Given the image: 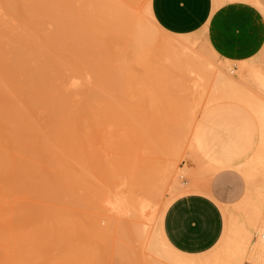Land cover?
Instances as JSON below:
<instances>
[{
	"label": "bare ground",
	"instance_id": "6f19581e",
	"mask_svg": "<svg viewBox=\"0 0 264 264\" xmlns=\"http://www.w3.org/2000/svg\"><path fill=\"white\" fill-rule=\"evenodd\" d=\"M125 1L112 0V2H108L109 5L112 3V16H114V19L118 20L120 24V21L124 20L130 24L128 28L130 26V29L132 28V39H128L130 44L125 43L127 50L128 47L133 48L130 51L131 55L119 54V56L114 52V48L120 46L123 40H118L119 37H117L118 39L113 38V31V37H111L106 28L108 22L104 21V0L102 1L103 3L100 0H0V264H70L76 257H85L86 259L87 255L90 256L92 254L97 257L102 253L98 249L95 250L98 255H95L93 251L97 247L92 251L89 245L85 247V244L83 245L81 241L77 242L78 244H75L76 241L71 242L74 233H77V237L80 236L81 239L84 237L81 236L83 235L82 231H80V235L78 234L82 223L86 219L83 218L84 220L79 224L78 221H75L77 218L74 219L72 217L75 216L74 210L77 206L75 203L81 200L80 197H82V200L86 199L83 200V204L80 201V204H78L79 208L83 209V206L80 207L81 205L94 203L92 199L90 200L91 194L88 193L92 192L94 196L96 193L91 190L92 187L89 189L90 184H88L87 188L90 191L86 189V192H88L86 195L84 194L82 185L86 182L82 181L84 184L81 185L80 175L82 176V174L87 173L86 170L96 166L94 165L96 162L90 163L89 161L98 160L97 164L101 165L100 154L97 155L91 152L92 154L89 156L92 157L94 155L95 157H92L93 160L88 157L90 159L87 161L92 165L88 169L81 170L80 164L82 165L83 163L77 161V165H75L74 156L78 157V147L80 145L83 147L80 148V151L85 150L88 147L85 146L89 145V143L90 149H92L90 142L92 140L88 139L90 138V135H88L90 132L88 131L98 132L100 131L99 129L103 130L106 127V114L112 112V108L118 101L120 103H130V105L133 102L135 103L133 98L128 96L129 91L133 90L131 86L134 84L132 83L129 86L132 77H130L131 79L128 78L129 81L124 79L122 75L123 71L126 73L124 65H128L129 69L128 67L127 69L131 70L132 62L140 60L139 62L142 63L143 58L147 55L149 45L154 43V41H151V36L143 31V27L141 28L142 31L139 29L141 25L140 16L135 12V7H131V0L127 1L130 4L125 3ZM137 1L139 2V0ZM109 7L112 13V7ZM128 7L132 8V10L128 9ZM108 17L111 18L109 13ZM103 21L106 26H104ZM112 23L115 24L114 22ZM119 27L121 26L119 25ZM123 34L125 33L123 32ZM152 46L155 45L153 44ZM105 50L112 52L113 55L108 56V53L105 52L107 53L105 54L107 59H103L102 54ZM165 54L163 53V55ZM122 56L130 57H126V59ZM180 56L185 57L184 54ZM187 57L189 58L190 56ZM199 57V60L203 59ZM120 59L123 60L121 61ZM130 60L133 61L131 62ZM156 60L159 59L157 58ZM123 61L125 64L122 65ZM128 62H130V65ZM122 66H124V70ZM258 74L264 80L260 69ZM220 76V85L211 93L210 102L205 107L206 111L218 105L229 104L216 103L217 100L245 97V92L240 91L235 86L232 76L227 73H221ZM142 83L141 86L143 87ZM81 85L85 86L88 91L86 96L83 95L84 97L77 92L78 87L80 88ZM165 85H160L162 86L160 90H153L156 94L154 96L149 84H146L144 88L149 87V89L147 88L148 90L145 89L144 91L141 87L143 91L140 94L145 96L141 95L140 100H138L140 103L144 102L145 104H142L145 107L146 102H157L160 97L166 98V95L171 90L162 91L165 89H162ZM95 86L107 90L106 97L102 96V93L96 90ZM138 87L140 88V86ZM139 91L141 92V90ZM136 92L138 93V90ZM165 98L163 100H167ZM146 106L148 107L149 104L147 103ZM239 107L245 109L253 117L257 127V137L251 151L233 165L244 174L246 180L254 181L259 176L264 177V105H253L248 108L255 115L245 106ZM115 108L117 110L116 106ZM160 108H162L161 105L158 107L159 111ZM159 113L161 114V112ZM159 113L157 112L158 115H160ZM164 115L165 117L169 116ZM161 120H164V118ZM162 123H160V127ZM163 124L165 128L168 127L165 122ZM87 128H90V130ZM85 129H87L88 133ZM79 130H83L84 135L89 137L84 138L81 131L80 136H82L84 143L80 142V145L78 144L79 146H77V142L82 139L80 140L78 132L76 135L73 133ZM71 134L75 136L73 137ZM91 135H93V139L94 137L97 139V135L94 136V133ZM102 139L99 138V140L94 142H99ZM72 149L74 150L73 152ZM90 149L88 147L87 151L90 152ZM85 151L81 153L84 154L83 158L88 154ZM83 158L82 156L78 157L79 160L82 159L80 160L81 162H84ZM72 162H74L76 167H79L75 168L74 165L72 166ZM234 166L232 167L236 168ZM72 168L77 170L80 168L82 174L76 173L78 174V177L75 175L76 178L74 176L75 171ZM98 171L100 172V169ZM89 173L90 171L85 175H91ZM86 178L91 177L88 176ZM179 186L178 188H182ZM96 195L99 196L98 194ZM26 196L32 199L41 198L46 203L43 204L38 201L35 203L33 201L34 205L32 200L28 199L32 204L23 205L20 200ZM258 197L260 200L257 199ZM262 197L257 195L256 199L254 198L255 200H253L252 197L246 196L232 206L225 204L229 233L224 246L226 247L225 252L229 256L220 257L221 254L219 253V257L214 259L210 257L209 263L222 264V262H226V264H233L234 261L240 258V253L248 248L244 245H248L251 259L254 257L253 259L258 261H256L257 263L262 262L264 264V240L262 239L264 199ZM57 200L63 206L60 204L61 207L56 206L58 205L55 204L58 202ZM96 204L94 203L93 205ZM70 205L75 206L74 210L71 208L73 213L71 210L69 212ZM82 217L84 216L82 215ZM82 217H79L78 220ZM92 221L96 223V219ZM84 224L82 227H84ZM85 229L86 225L83 230ZM96 231L98 230L96 229ZM74 240H78V238ZM84 241L82 240V242ZM159 242L167 255L166 258L174 264H188L191 260L196 262H193L194 264H204L201 262L202 260L196 261L194 257H187V255L191 254L177 250L170 242L163 241V237L159 238ZM81 245L84 247H81ZM113 248L114 245L111 249L113 250ZM100 257H102V254ZM258 258L263 259L259 261ZM78 260V262L76 260L74 262L83 263V260ZM95 260L97 261V259ZM88 261L91 260L89 259ZM127 261L129 262V260ZM192 261L191 264H193ZM251 261L256 263L254 260ZM100 262L99 264L102 263ZM236 264L239 263L237 262Z\"/></svg>",
	"mask_w": 264,
	"mask_h": 264
},
{
	"label": "rangeland",
	"instance_id": "374dc122",
	"mask_svg": "<svg viewBox=\"0 0 264 264\" xmlns=\"http://www.w3.org/2000/svg\"><path fill=\"white\" fill-rule=\"evenodd\" d=\"M100 1L102 2L103 0ZM104 1H105L104 3L102 2L105 13L104 21L106 23L108 22L107 24L108 26H106L104 21L103 24L104 26H106L111 37H113L114 34L113 38L118 39L117 37H119L118 40L124 41V43L123 41L122 42L120 41L121 45L118 46L117 48H114V52L116 53V55L119 54L131 55L130 51L133 48L128 47L127 50V45H126L127 43L130 44L128 39L129 38L132 39L131 37L132 28L130 29L131 26L128 28L130 24H128L124 20L120 21L123 26L119 23L118 20L116 21V19H114V16H112L113 15L112 3L111 5H109L108 3V2H112V0L109 1L104 0ZM127 1L129 0H126L125 3L130 4V2ZM136 1L133 2L131 0V7H135L134 8V10H136L135 12L140 16L139 19L141 21L142 26L140 25V27L139 26L138 27L139 29L143 27L144 28L143 31L146 32L149 36H151V41H154V43L151 42L152 44L149 45V49H147L148 50L147 55L143 58L145 61L143 60L141 63L139 62L140 60L134 62H132L133 60L132 61L130 60L132 62L130 66L131 70H128L129 66L126 65L124 61L122 62V65L125 64L124 66L126 70V73L124 71L122 72L124 79H128V78L131 79L130 77H132L131 82H129L130 83L129 86H131L133 83L134 85L131 86V89L133 88V90L129 91L128 96L133 98V101H135V103L133 102L131 104L132 105L131 107L130 103L129 104L124 102L120 103L118 101L119 104L117 102V104L114 105V108H112V112H110L111 114L110 113L106 114L105 116L106 127H104L103 130L99 129L102 132L98 131V129H96L98 132H94V131L92 132V130L88 131L90 132V134H88L90 135V138H88L89 140H92L94 142L95 140H99V138L101 139L103 138L102 139L103 141L102 140H100L99 142L96 141V143L90 141L92 149H90L89 146L90 143L89 145L87 144L85 146V147L88 146L90 149L89 150L90 152H88L87 151L88 147L85 148V150L88 152V154L84 157L86 160L83 158L84 154H81L85 150L80 151V148L82 147L80 145V142L84 143L83 138H81L82 136H80L81 135L80 132L82 131V135H84L85 133L83 132V130H79L76 131V133H73L76 135L78 132L79 134L78 136H80V140L82 139L81 141H78L77 144L74 143L75 141L73 143L76 144L77 146L80 145L78 147L80 153L78 151L77 156L78 157L82 156L84 160V162H81L80 160L82 159L79 160L78 157L74 156L75 165H77L76 164L77 161L79 163H83L84 166L83 164L82 165L80 164L81 170H83V169H88L89 166L92 165V164L90 165L91 162L92 163L96 162V164H94L96 166L93 167L94 169L89 168L88 170H86L87 173L90 171L89 174H91L87 176L85 175L87 173L82 174L80 172V168H78L79 170L75 169L79 166L76 167L74 165V162H72V166L74 165L75 167L72 168L75 171L74 176L76 175L78 177V174H82V176L83 175L85 176L82 177L80 175V178L82 179V180L80 179L81 185L84 184L85 182L87 183L82 185L84 194L86 195L88 192V191L86 192V189L89 190L92 187L91 190H94L96 192L95 196L94 193L92 195V192L88 194H91L90 200L92 199L93 202L97 204L96 205H93L94 203L93 204L90 203L89 205L84 204L80 206V207L83 206V209L79 208L78 205L80 204L79 201L82 202L81 204H83L84 202L83 200H86V199L82 200V197H80L81 200H79L78 203L74 202L78 207L72 206L75 204L71 203L72 205H70L69 212L71 208L73 210L74 207L76 208L74 210L75 216H72L74 219L77 218L75 219V221H78V223L81 224L82 221L86 218L82 223L78 234L80 235V231H82L83 235L81 236L84 237H82L81 239L80 236L77 237V233H74L72 235L73 239L71 238L72 239L71 242L76 241L75 244H78L81 241L83 245L85 244L84 245L85 247L89 245L92 251L94 248L97 247V249H94L93 251L95 255L97 254L95 253V250L99 249L98 251L102 252L101 253L102 257H100L101 254H99V256L97 257L93 256L92 254L90 256L87 255L86 259L85 257L84 258L76 257V259L73 258L74 256L72 257L76 261L78 259H80V261L83 260L82 264H87L88 262L89 264H95V263L99 264L100 261L102 262V263L100 262L101 264H174L166 258L167 255L165 254L163 246L159 242V238L163 237V241L169 243L163 228V216L166 208L175 198L192 191H207V182L205 181H208L210 175L212 176V174H214V173H209L208 167L204 163V159H202L201 154L204 155L205 153L200 147L197 136V130L199 123H201L203 117L205 116V112H206L205 107L210 102L211 93L214 90H216L220 85V81H221L220 74L227 73L230 76H232L235 81V86L240 91L245 92L244 95L245 97L237 98V99L232 98L225 100H217L216 103L237 104L239 106H245L247 109L253 105L255 106L264 105V80L258 74L259 68L257 66V62L255 58L236 59L230 57L227 54L219 55L211 47V45L207 43V41H205L204 33L209 31V29L208 30L206 29L205 32L201 31L196 34H188V35L171 34L165 31L163 28H161L154 19L151 10L152 0H139V2ZM248 1L264 9V0H248ZM132 4H134L135 6L134 5L132 6ZM109 6L112 7V13L110 11ZM129 8L130 7H128V9ZM130 10H132V8H130ZM108 13L111 18L108 17ZM112 22H114L115 24H113ZM109 23L112 27L109 25ZM119 25L121 27H119ZM113 26H116L118 29L116 27L113 28ZM123 32L125 34H123ZM153 44L156 47L152 46ZM161 45L165 48H163ZM186 48L189 50H187ZM187 51L189 52L187 53ZM105 52L108 53V56L113 55L112 52L105 50L104 53L102 54V56L104 57L103 59H107V55L105 56V54L107 53ZM161 52H163L164 54L166 53L165 54L166 56L163 55V53ZM157 53L159 54L157 55ZM182 54H184V56L185 54H187L186 56H190L192 57V59H190V57L186 58V56L185 57L180 56ZM178 56L180 57L178 58ZM199 56L203 58L202 59L203 61L198 59ZM122 57L126 58L130 56H122ZM157 58L159 60H156ZM164 58H166L165 61H163ZM121 61L119 62L121 63ZM128 64L130 65V62H128ZM124 66H122L123 70H124ZM141 83L143 87L141 86ZM146 84L147 85L149 84V87L152 90V92L153 90L155 91H157L158 89L160 90V87H162L160 85H165L169 87L167 88L164 86L162 88V89L164 88L166 89V90L165 89L162 90L165 92L171 90L168 92L169 95L166 93L168 95V96L166 95L167 100H163L165 97L164 98L160 97V99H162L161 101L160 99H158L157 102L156 101L150 103L146 102V105L147 103L149 104L148 106L149 108L146 105L144 107L143 104L145 103L144 102L140 103L139 100L141 95L145 96L143 94H140L142 93L143 89L144 91L145 89L146 90L149 89V87H147L148 89L144 88ZM138 86H140V88ZM95 87L94 88L96 90L102 93V96L106 97V94L108 93L107 90L105 89L103 90V88L98 86ZM137 90L138 93L136 92ZM139 90H141V92ZM77 92H79V94H81V96L84 97L87 95L88 91L87 88H85V86L81 85L80 88L78 87ZM170 92L172 93L174 92V93L172 94ZM152 94L156 96L154 92ZM152 94L151 96H153ZM160 105L163 109L160 108L159 111L158 107H160ZM115 106L117 107V110ZM162 111L164 112L162 113ZM249 111L253 115H255V113H253L251 110ZM157 112L158 113L161 112V114L159 113L160 115H158ZM154 114L155 116H153ZM164 114L169 116L165 117ZM153 117L155 120L153 119ZM162 118H164L165 121L161 120ZM112 121L113 123H111ZM162 122L163 123L165 122L168 125V127L165 128V125ZM120 123L122 124L120 125ZM160 123H162L161 127H160ZM137 127H139V129H137ZM87 129L90 130V128ZM87 129H85V131ZM93 133L94 136L97 135L96 136L97 139L95 137L93 139L92 137L93 135H91ZM75 135L72 136L74 137ZM88 135H84L83 137L85 138ZM92 144L95 146H93ZM73 151L74 150L72 149V152ZM199 151L201 154L199 153ZM91 152L97 155L100 154L99 157L101 159L100 158L99 159L101 160L100 162L101 165L97 164L98 162L97 158H95L97 161H89L90 163H88L87 160H89L90 158L92 159V157H95L94 155L90 157L91 156L90 154H92ZM196 152L198 155L196 154ZM88 157L90 158L88 159ZM98 169H100V172L99 171L97 172ZM214 171L215 169H213L212 172ZM88 176L91 178H86ZM84 178L85 180H83ZM82 181L84 183H82ZM88 184H90L89 189L87 188L89 186ZM178 185H180L179 187L182 188H178ZM247 185L248 188L244 197L250 196V198L252 197L253 200H255L257 195L258 196L260 195L263 196L262 199H264L263 176L257 177L254 181L247 180ZM96 194H98L99 196H97ZM92 196H94L95 199H93L94 197L92 198ZM28 199L32 200V202L34 201L35 203L36 201L43 204L46 203L41 198L32 199L27 196L21 199L20 203L23 205L26 204V206L32 204L30 201H28ZM257 199H259V197ZM58 202L55 203L58 204L56 206L59 207L63 206L61 202L60 203ZM223 211L225 215V230L219 243L213 249L205 253L191 254V255H187V257H194V260L196 261L202 260L201 261L202 263L208 264L211 258L214 259L215 257H219L220 254H221L220 257L229 256L228 254H226L225 252L226 247L224 246V243L227 239V235L229 233L228 232L229 223L227 220L228 215L225 205H223ZM82 215L84 217H82ZM79 217L82 218L78 220ZM93 219H96L97 224L92 221ZM83 224L84 227L86 225L85 230H83L84 229V227H82ZM96 229L101 233L96 231ZM77 238L79 241L74 240ZM82 240L85 241L82 242ZM113 245L114 248L112 250L111 248L113 247ZM84 246L81 245V247ZM244 246L248 248L244 252L240 253V258L236 260L239 264H263L262 262L257 263L258 261L256 260L257 261L256 262L255 259H253L254 257L251 259L249 246L248 245H244ZM94 257L95 259H97V261L94 259ZM89 259L91 261H88ZM258 259L259 261H262L263 258L262 259L258 258ZM74 260L71 261L70 264H81V262L76 263V261L74 262ZM127 260H129L130 263ZM251 260H254L256 263H254ZM191 261L188 262V264L189 263L191 264ZM236 261H234L233 264H236L237 263ZM193 262L195 261H192V263ZM222 264H226V262L225 263L222 262Z\"/></svg>",
	"mask_w": 264,
	"mask_h": 264
},
{
	"label": "crops",
	"instance_id": "0c3cea01",
	"mask_svg": "<svg viewBox=\"0 0 264 264\" xmlns=\"http://www.w3.org/2000/svg\"><path fill=\"white\" fill-rule=\"evenodd\" d=\"M151 10L158 25L174 35L209 29L204 33L205 41L219 55L255 58L264 77L262 7L248 0H152ZM197 136L210 160L201 154L202 159L209 173H214L205 181L207 191H192L175 198L163 216L168 241L187 254L205 253L221 240L225 230L223 205L240 201L248 188L246 177L233 164L251 151L257 127L242 107L222 104L205 112Z\"/></svg>",
	"mask_w": 264,
	"mask_h": 264
},
{
	"label": "built area",
	"instance_id": "2783aa9c",
	"mask_svg": "<svg viewBox=\"0 0 264 264\" xmlns=\"http://www.w3.org/2000/svg\"><path fill=\"white\" fill-rule=\"evenodd\" d=\"M262 239L264 240V228H263V231H262Z\"/></svg>",
	"mask_w": 264,
	"mask_h": 264
}]
</instances>
